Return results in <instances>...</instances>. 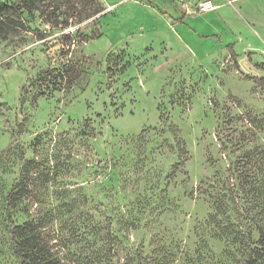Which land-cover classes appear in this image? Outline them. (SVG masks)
Wrapping results in <instances>:
<instances>
[{
    "label": "rangeland",
    "instance_id": "obj_1",
    "mask_svg": "<svg viewBox=\"0 0 264 264\" xmlns=\"http://www.w3.org/2000/svg\"><path fill=\"white\" fill-rule=\"evenodd\" d=\"M202 1L48 0L0 39V264H21L14 185V220L65 264H248L261 249L264 0Z\"/></svg>",
    "mask_w": 264,
    "mask_h": 264
},
{
    "label": "trees",
    "instance_id": "obj_2",
    "mask_svg": "<svg viewBox=\"0 0 264 264\" xmlns=\"http://www.w3.org/2000/svg\"><path fill=\"white\" fill-rule=\"evenodd\" d=\"M48 0H9L0 2V39H7L10 35L19 31L23 24L21 18L27 14L29 20L35 19V12L42 9V5ZM51 74L50 70H45ZM44 76L41 72L38 76L40 80ZM43 93V92H42ZM22 187L14 185L6 198V218L9 222L10 239L13 244L14 253L21 260V264H65L56 256L48 244L44 241L40 233V225L34 220H27L17 223L14 220L12 209L20 201ZM260 250L251 256L248 264H258L264 260V240Z\"/></svg>",
    "mask_w": 264,
    "mask_h": 264
},
{
    "label": "crops",
    "instance_id": "obj_3",
    "mask_svg": "<svg viewBox=\"0 0 264 264\" xmlns=\"http://www.w3.org/2000/svg\"><path fill=\"white\" fill-rule=\"evenodd\" d=\"M173 14H174L173 16H174L175 22L179 23L181 26H183L187 29H191L196 34H198L196 29H194L193 25H188V21L190 19H194L195 17L192 18V17H190V15H187L186 13H182V12H174ZM163 15L168 16L169 14L167 13V11H164Z\"/></svg>",
    "mask_w": 264,
    "mask_h": 264
},
{
    "label": "built area",
    "instance_id": "obj_4",
    "mask_svg": "<svg viewBox=\"0 0 264 264\" xmlns=\"http://www.w3.org/2000/svg\"><path fill=\"white\" fill-rule=\"evenodd\" d=\"M200 6L204 9V10H211V9H214V5L212 4V2L210 0H205V1H202L200 3Z\"/></svg>",
    "mask_w": 264,
    "mask_h": 264
}]
</instances>
